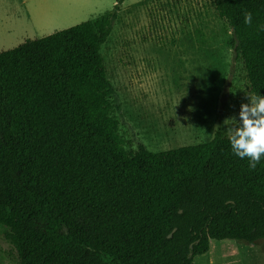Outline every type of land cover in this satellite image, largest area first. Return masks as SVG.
<instances>
[{"label": "trees", "instance_id": "trees-1", "mask_svg": "<svg viewBox=\"0 0 264 264\" xmlns=\"http://www.w3.org/2000/svg\"><path fill=\"white\" fill-rule=\"evenodd\" d=\"M210 1L264 95V0ZM123 2L0 52V227L17 264H192L211 240H264V158L249 170L219 131L126 151L100 53Z\"/></svg>", "mask_w": 264, "mask_h": 264}, {"label": "rangeland", "instance_id": "rangeland-1", "mask_svg": "<svg viewBox=\"0 0 264 264\" xmlns=\"http://www.w3.org/2000/svg\"><path fill=\"white\" fill-rule=\"evenodd\" d=\"M116 0H0V52L110 12ZM231 29L210 0H124L101 47L127 152L228 137L251 95ZM0 227V264H17ZM192 264H264V240H211Z\"/></svg>", "mask_w": 264, "mask_h": 264}, {"label": "clouds", "instance_id": "clouds-1", "mask_svg": "<svg viewBox=\"0 0 264 264\" xmlns=\"http://www.w3.org/2000/svg\"><path fill=\"white\" fill-rule=\"evenodd\" d=\"M252 13L244 11V23L251 25ZM264 31V25L259 26ZM247 103L240 105L238 120L232 117L228 127V139L235 156L249 161V170H255L264 158V95H247Z\"/></svg>", "mask_w": 264, "mask_h": 264}]
</instances>
